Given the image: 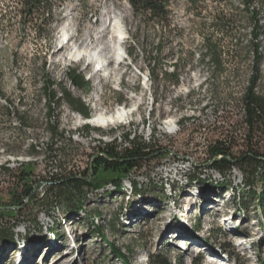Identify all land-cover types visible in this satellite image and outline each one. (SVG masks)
Segmentation results:
<instances>
[{
	"label": "rangeland",
	"instance_id": "rangeland-1",
	"mask_svg": "<svg viewBox=\"0 0 264 264\" xmlns=\"http://www.w3.org/2000/svg\"><path fill=\"white\" fill-rule=\"evenodd\" d=\"M37 1L41 7L45 3ZM46 1L54 12L53 22L38 23L41 33H37L29 22L36 15L24 14L23 0H0V230L12 231L16 238L14 243L0 242V264H123L110 255L107 242L128 256L130 264H147L148 255L157 253L172 264L179 260L195 264L199 257L201 264L264 261L259 208L248 201L249 206L240 209L238 198L233 200L245 181L243 173L234 168L226 176L219 174L211 169L209 152L213 142L227 140L225 136H230L232 156L245 152L238 107L254 57L252 24L242 11L241 0H198L197 7L189 0H168L170 33L156 23L138 28L140 20L128 0ZM219 12L234 16L232 34L213 27V16ZM118 24L124 32L121 62L110 64L111 75L94 74L91 69L96 66L68 56L78 47L100 48L101 39L111 38ZM65 33L69 34L66 42ZM204 40L216 44L217 67L209 65L207 58L201 60ZM160 42L163 46L156 54ZM260 52L259 91L264 89V35ZM150 58L156 59L155 66ZM176 61L180 83L175 87L164 73H171ZM69 66L91 85L88 93L74 90L72 98L86 105L90 114L130 109L128 127L142 137L151 131L157 144L149 147L159 150L121 179V189L127 192L123 198L112 182L117 173L98 170L80 177L100 185L98 189L82 186L85 199L80 211L68 209L63 199L56 204L52 197L47 199L49 187L39 184L54 160L53 150L61 147L47 127L43 69L65 88L64 70ZM151 68L153 79L148 73ZM54 115L61 129L76 127L77 122ZM181 118L185 123L180 127L176 122ZM167 121L179 130L165 134ZM98 130L96 134L107 132L106 128ZM32 147L37 153L30 152ZM257 150L264 155V138ZM67 162L65 158L62 164ZM6 166L9 171L2 169ZM188 177L197 180L189 182ZM131 182L145 195L144 202L140 195H129ZM26 187L31 188V195L19 205L17 199L24 197ZM173 191L177 201L171 206L162 204V195H173ZM107 192L113 193L110 198L104 196ZM124 208L131 210L123 219L124 226H117L116 232L109 230L114 214ZM92 223L103 227L104 239L92 234ZM52 227L60 238L48 230Z\"/></svg>",
	"mask_w": 264,
	"mask_h": 264
},
{
	"label": "trees",
	"instance_id": "trees-1",
	"mask_svg": "<svg viewBox=\"0 0 264 264\" xmlns=\"http://www.w3.org/2000/svg\"><path fill=\"white\" fill-rule=\"evenodd\" d=\"M241 0L242 11L248 17L249 21L252 24L250 28V43L253 47V66L250 76L248 77V84L245 87L241 102L243 104V123L247 125V129L244 131L243 135V146L245 149L244 155L241 157L232 156L228 151V145L231 144L230 136H225L227 140H221L214 142L209 148L211 156V169L215 170L219 174L226 176L234 168L239 169L245 181L241 190L234 192L233 200L236 202V197L238 198V205L240 209L247 208L248 201L256 204V207L259 208V212L263 218L264 224V155L258 152V145L260 138H264V97L255 91L259 86L263 75L259 69L260 62L263 58L260 52V38L264 35V25L260 22L264 18V0ZM43 6H39L41 1L37 0H23L25 6L24 14H34L35 17H30V25L35 27L37 33L40 32L41 26L38 23L48 24L53 22L54 12L51 7V4L44 1ZM192 6L197 7L200 3L198 0H189ZM129 6L132 10V13L135 17L139 18L140 25L150 26L151 24H159L160 28L164 31L170 33L172 21L170 16V11L168 10V0H128ZM23 11V12H24ZM41 18H40V17ZM234 16L232 14H224L219 12L213 16V27L220 31L222 34H232V24ZM25 23V20L22 21ZM205 54L201 57V60L204 61L207 58V63L213 67H217L220 64L219 53L216 48V44L210 40H204L203 42ZM163 43H158L156 48V54L158 51H161ZM150 58L149 63H153L155 66L156 59ZM173 71L169 74L164 73L166 79H170L169 83L171 86H178L179 81V62H174ZM149 77L153 79L154 72L152 68L149 70ZM65 76L68 80L72 82L76 90L88 93L90 91L91 85L88 80H85L84 77L76 69L70 68L66 71ZM43 86H42V95L45 96L47 101V127L52 134V138L56 136L61 137L58 133L57 118L54 115L51 104L55 101V94L53 93L51 87L54 81L46 73L45 68L43 69L42 74ZM257 92V93H256ZM64 96L68 105L81 114L83 117H88L89 109L77 98H72L67 91H64ZM0 97L1 92H0ZM112 147L113 145H104L100 146L99 149L103 150L102 155L98 156L93 161L92 174L95 175L98 170H103L105 172L117 173V177L112 182L115 185L116 194L120 195L121 198L125 197L127 192H123L121 189V179L126 176L129 170L140 167L143 162L147 161L150 157H155L159 152L158 149L146 146L144 144H138L133 149L127 150L123 154L119 155ZM31 153H37L32 147L30 149ZM2 169L8 170L7 167ZM194 177H188V181H195ZM130 194L131 196H141V203L144 202L145 195L142 194L141 190L137 188L136 182H131ZM220 185H225L220 183ZM82 186L92 187L93 189H98L100 185L98 183L86 182L83 179L76 177H69L60 179L55 184H53L45 192V197L49 199L52 197L55 204L58 200L63 199L66 201L68 209L75 208L77 210H82L83 202L85 199L84 194L81 189ZM259 188V189H258ZM234 191V188H231ZM31 188L26 187L22 192L24 197L17 199L19 205H23L22 199H25L31 195ZM173 195L170 194L165 196L164 194L160 198L162 204L171 206L170 203L177 201V196L175 191ZM241 193L243 196H241ZM113 194V193H112ZM111 193H106L104 196L110 198ZM114 196V195H113ZM16 199V198H15ZM129 205V204H128ZM68 211V210H67ZM131 210L121 209L114 214L113 222L109 225V230L116 232L117 226H124L123 219L127 215V212ZM68 213V212H67ZM85 213V212H84ZM85 216L88 214L85 213ZM51 234L56 238H60V233L56 231L55 227L48 229ZM96 234L98 237L104 239V229L99 227L96 224L92 223V234ZM19 239V238H18ZM24 239V238H23ZM26 239V238H25ZM16 240L15 234L12 231L0 230V242L7 241L14 243ZM26 241H29L28 239ZM107 245L110 249V255L123 264H130L128 256H126L120 249L116 248L114 245L107 242ZM201 258L196 259L195 264H201ZM147 264H172L171 260L167 259L163 254H149L147 259ZM178 264H181V261H178ZM258 264H264V261L258 262Z\"/></svg>",
	"mask_w": 264,
	"mask_h": 264
},
{
	"label": "bare ground",
	"instance_id": "bare-ground-1",
	"mask_svg": "<svg viewBox=\"0 0 264 264\" xmlns=\"http://www.w3.org/2000/svg\"><path fill=\"white\" fill-rule=\"evenodd\" d=\"M260 23L264 25V18H262ZM123 35L124 32L121 28V25L118 24L115 27L114 34L111 38L103 37V39H101L100 48L96 49V47H94L88 49V48L78 47L75 48L73 52H70L68 56L72 60H84L90 62L91 64H93V66H96V68L91 69V72L94 74H97V72L99 71H103L107 73V76H109L111 75V73L108 71L110 64L117 65L121 62L120 43L121 40L123 39ZM68 38H69V34L65 33V36H63V40H65L66 42ZM110 54H112L113 56H110ZM70 68L72 67L69 66L64 70V79L67 81L64 85L65 88H61L60 80L53 83L51 89L55 94V101L51 104V106L54 111V114L57 113L58 116H60V119L62 118L65 122L69 120L71 122H77V123H76V127L72 128V130H68L65 128L61 129L59 127V124L57 123L58 131H59L58 133L61 135V137L59 136L55 137V144H62V142H69V144H72L73 146H76L77 144H93V147L97 146V150H100L99 149L100 146L113 145L115 147L118 144H128L131 141L149 142V144H156L155 137L154 135H152L151 131L147 132L146 136L142 137L141 135L137 134L136 130H134L131 127H128L131 124V122L127 121L126 119L131 115V113H130V109L126 107H119L110 114H104L101 112L97 114H90L89 112L88 117H83L81 114L73 110L67 104L64 96V91H67L71 96V94L74 93V90H76L72 82L68 80L65 76L66 71ZM255 91H257L264 97L263 88L261 89V91H259L257 87ZM42 99L43 102L45 103L46 102L45 96L42 95ZM239 104L240 107H243L241 98L239 100ZM240 112L241 115H243L244 109H240ZM176 123L177 126L181 127L183 123H185V120L184 118H181L180 121L178 120ZM165 124H166L165 134L168 135L176 133L180 128V127L176 128V124L172 121H167L165 122ZM125 126L126 129L124 130L123 128ZM98 128H103V129L106 128L107 132L101 135L96 134L95 131H99ZM194 250L195 249H193V251ZM59 261L60 260H58V262Z\"/></svg>",
	"mask_w": 264,
	"mask_h": 264
},
{
	"label": "built area",
	"instance_id": "built-area-1",
	"mask_svg": "<svg viewBox=\"0 0 264 264\" xmlns=\"http://www.w3.org/2000/svg\"><path fill=\"white\" fill-rule=\"evenodd\" d=\"M238 109H244L238 107ZM245 113V112H244ZM243 129H247V125L243 123V116H240ZM164 137H162L163 139ZM214 143V142H213ZM138 144L146 146H153L149 142H135L131 141L128 144H118L112 147L119 155L127 150L133 149ZM157 144V143H156ZM62 151L63 154H62ZM103 150H97V146L93 148H86V144H79L77 146H69V142H62L59 149L53 150L54 160L47 167V174L45 173L42 180L39 182L41 186H48L49 188L60 179L76 177L80 178L83 175L92 173L93 161L102 155ZM66 154V155H64ZM67 159L66 164L62 162ZM23 165V164H21ZM9 171V170H6ZM35 185H38L35 183Z\"/></svg>",
	"mask_w": 264,
	"mask_h": 264
},
{
	"label": "water",
	"instance_id": "water-1",
	"mask_svg": "<svg viewBox=\"0 0 264 264\" xmlns=\"http://www.w3.org/2000/svg\"><path fill=\"white\" fill-rule=\"evenodd\" d=\"M134 169H136V168H134ZM131 170H133V169H131ZM130 171V170H129ZM128 174H129V172H128Z\"/></svg>",
	"mask_w": 264,
	"mask_h": 264
}]
</instances>
